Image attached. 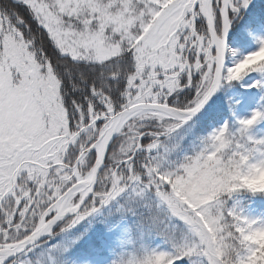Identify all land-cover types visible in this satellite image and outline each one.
I'll return each instance as SVG.
<instances>
[{"label":"snow or ice","instance_id":"1","mask_svg":"<svg viewBox=\"0 0 264 264\" xmlns=\"http://www.w3.org/2000/svg\"><path fill=\"white\" fill-rule=\"evenodd\" d=\"M262 124L264 0H0V264H264Z\"/></svg>","mask_w":264,"mask_h":264},{"label":"rangeland","instance_id":"2","mask_svg":"<svg viewBox=\"0 0 264 264\" xmlns=\"http://www.w3.org/2000/svg\"><path fill=\"white\" fill-rule=\"evenodd\" d=\"M237 88H241L243 91H251L250 89H243L242 82H239ZM233 128L235 130V125H233ZM256 133L258 135H264V124L256 129ZM239 200L249 214L254 216H264V211H261L254 204H245L242 196L239 197ZM97 237L99 238V242H107L105 249L110 256L104 261L115 259L116 256L122 252L132 251L148 239V237L137 226V219H123L113 222L109 226L100 230ZM114 241L115 244H113ZM110 248L112 249L111 251L109 250ZM45 261L49 262L47 259ZM102 264H104L103 261Z\"/></svg>","mask_w":264,"mask_h":264},{"label":"trees","instance_id":"3","mask_svg":"<svg viewBox=\"0 0 264 264\" xmlns=\"http://www.w3.org/2000/svg\"><path fill=\"white\" fill-rule=\"evenodd\" d=\"M255 46V41L252 43V47ZM239 82H237L238 86ZM244 198L245 204H254L256 207H258L261 211H264V197H255L251 196L250 194L241 195ZM130 205L126 203L124 200H120L119 202H113L112 204L105 206L101 210V212L95 216L94 219H91V222H85L82 225H78L75 231H80L84 227H87L89 229L87 236L84 240L80 242V244L77 246L76 251H79L80 249H87L89 244L97 240L98 232L102 230L103 228L109 226L113 222L120 221L123 219H137V217L133 216L131 212L128 211V208ZM149 239V238H148ZM61 240V236L57 235L50 240H48V245L56 244L58 241ZM153 243H160V238L156 237ZM42 247H44L42 245ZM95 255V254H94ZM100 256L106 259L108 254L105 250H103L100 253ZM46 260V259H45ZM44 264H51V261L49 262L44 261Z\"/></svg>","mask_w":264,"mask_h":264},{"label":"water","instance_id":"4","mask_svg":"<svg viewBox=\"0 0 264 264\" xmlns=\"http://www.w3.org/2000/svg\"><path fill=\"white\" fill-rule=\"evenodd\" d=\"M46 239V238H45Z\"/></svg>","mask_w":264,"mask_h":264}]
</instances>
